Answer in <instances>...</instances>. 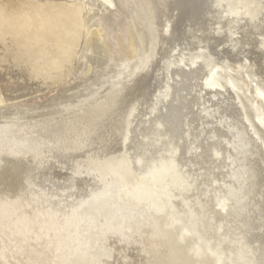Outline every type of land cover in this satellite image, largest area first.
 <instances>
[{"label": "bare ground", "instance_id": "1", "mask_svg": "<svg viewBox=\"0 0 264 264\" xmlns=\"http://www.w3.org/2000/svg\"><path fill=\"white\" fill-rule=\"evenodd\" d=\"M118 2L98 84L0 114V264H264V0Z\"/></svg>", "mask_w": 264, "mask_h": 264}, {"label": "rangeland", "instance_id": "2", "mask_svg": "<svg viewBox=\"0 0 264 264\" xmlns=\"http://www.w3.org/2000/svg\"><path fill=\"white\" fill-rule=\"evenodd\" d=\"M76 3L80 1L15 0L10 5H19L11 11L6 0H0V21H11L0 27L7 32L0 35V114L55 111L101 81L104 71L85 72V28L98 20L105 40L116 34L121 21L119 2L112 10L99 8L96 2L89 17L69 11ZM46 20L53 24L44 25Z\"/></svg>", "mask_w": 264, "mask_h": 264}]
</instances>
